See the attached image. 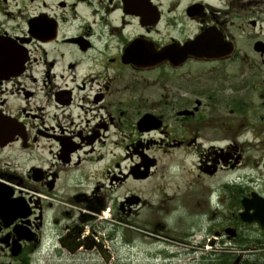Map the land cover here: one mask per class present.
<instances>
[{"label":"flooded vegetation","instance_id":"flooded-vegetation-1","mask_svg":"<svg viewBox=\"0 0 264 264\" xmlns=\"http://www.w3.org/2000/svg\"><path fill=\"white\" fill-rule=\"evenodd\" d=\"M263 132L264 0H0V264L264 233L240 218Z\"/></svg>","mask_w":264,"mask_h":264},{"label":"rangeland","instance_id":"rangeland-1","mask_svg":"<svg viewBox=\"0 0 264 264\" xmlns=\"http://www.w3.org/2000/svg\"><path fill=\"white\" fill-rule=\"evenodd\" d=\"M255 118L253 125L255 128L259 129L262 127ZM252 122V121H251ZM261 137H264V132L261 134ZM259 144V141L256 142ZM244 155L248 157L246 164L241 166L245 168V174H240L241 178V189L245 187L247 190H253L257 194L264 193V147L261 145H256L251 149L243 147ZM226 178L231 179L236 174H231L229 172ZM232 175V176H231ZM228 211V209L226 210ZM104 235L108 236L109 232L104 231ZM246 240L241 243L232 242L230 245L223 247L222 245L215 244L211 247L209 245L205 246L202 251H212L216 249L220 253L233 254L238 257L239 255H256L257 257L264 258V233L256 230L255 228H247L245 231ZM258 239L257 241H255ZM130 237L128 233L121 235L119 238L115 237L111 240H108L104 237L103 241L108 247L112 250V258L105 260L102 257L96 256L91 252H84L77 254L76 256H53L46 257L44 255H38L39 262L36 264H208L199 255L196 256H182L177 258H172L171 263H168V260L163 257L151 258L150 256L143 253H132L127 247L126 244L129 242ZM137 249L142 247L145 242L139 239H136ZM236 245L235 247L233 246ZM238 244H241L245 250L243 254L240 252V248L237 247ZM218 246V247H216ZM207 247V248H206Z\"/></svg>","mask_w":264,"mask_h":264},{"label":"water","instance_id":"water-1","mask_svg":"<svg viewBox=\"0 0 264 264\" xmlns=\"http://www.w3.org/2000/svg\"><path fill=\"white\" fill-rule=\"evenodd\" d=\"M197 49L195 48L193 53L198 55ZM191 52L190 50H188ZM199 56V55H198ZM161 55H158L157 58H160ZM7 135L6 138L14 137L17 133L15 124L12 123L11 119L7 120ZM242 205L244 211L240 214V218L243 222L252 223L255 222L258 226L264 230V198L257 196L256 194H251L249 199H243ZM105 260L108 258L105 256ZM239 259H237V262Z\"/></svg>","mask_w":264,"mask_h":264},{"label":"trees","instance_id":"trees-1","mask_svg":"<svg viewBox=\"0 0 264 264\" xmlns=\"http://www.w3.org/2000/svg\"><path fill=\"white\" fill-rule=\"evenodd\" d=\"M241 256V255H239ZM242 258L237 262L238 256L228 253H220L215 256L205 257L204 260L208 264H264V258L256 255H242Z\"/></svg>","mask_w":264,"mask_h":264}]
</instances>
